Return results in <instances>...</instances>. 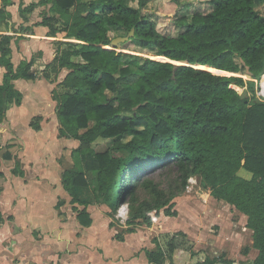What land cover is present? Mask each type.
<instances>
[{
	"label": "trees",
	"instance_id": "1",
	"mask_svg": "<svg viewBox=\"0 0 264 264\" xmlns=\"http://www.w3.org/2000/svg\"><path fill=\"white\" fill-rule=\"evenodd\" d=\"M10 1H2L0 31L10 28L11 12L6 7ZM40 2L52 3L54 14L37 24L48 27L50 35L65 31L79 40L57 48L54 59L40 70L53 82L63 68L69 69L57 84L63 90L54 88L53 98L58 102L60 135L80 142L73 153L81 166L65 168L62 174L72 202L108 205L110 226L119 203H128L126 230L134 232L141 220L151 225L162 210L177 215L173 199L191 176L201 175L211 195L247 215L258 253L241 264H264V101L233 87L246 84L241 74L264 73V0H208V10L173 0L177 7L171 29L166 28L168 23L158 26V12L144 11L126 0ZM132 29L134 35L125 43L134 44L136 50L111 44ZM18 39L0 32L4 70L0 123L7 118V108L22 103L15 80L39 76L32 71L34 57L15 58L13 43ZM217 68L234 74H218L225 72ZM249 83L254 90L253 81ZM40 122L41 116H35L31 126L39 130ZM99 138L108 140L106 148L92 146ZM241 168L252 177L240 175ZM157 170L167 172V185L155 179ZM12 171L25 174L19 159ZM75 208L80 222L91 225L86 207ZM3 220L0 211V225ZM178 235L186 238L184 231H178L167 249L155 238L156 247L145 250L150 264L172 259L180 246ZM248 252L246 247L244 254ZM220 261L221 257L211 262L206 258L201 264Z\"/></svg>",
	"mask_w": 264,
	"mask_h": 264
},
{
	"label": "rangeland",
	"instance_id": "2",
	"mask_svg": "<svg viewBox=\"0 0 264 264\" xmlns=\"http://www.w3.org/2000/svg\"><path fill=\"white\" fill-rule=\"evenodd\" d=\"M2 1L3 0H0V8L3 5ZM40 1L41 0H11L7 3L6 7L11 12V16L7 19L10 28L8 31H3L14 34L15 40L16 37H19V39L21 38L20 41L18 39L13 43L14 56L16 59H21L24 56L29 60L32 54V57L36 59L32 66V71L37 70L39 76H41V66L38 68L39 64L36 61L38 60L39 62L43 56V52H40L39 48H34V44L31 40L35 36L33 29L34 25H39L37 23L40 22L44 16L46 17V15L54 14L51 10L52 3L42 4ZM172 1L173 0H126L128 4L141 7L144 11H153V13L158 12L156 14L159 22L158 26L163 24L161 28H164L168 23L166 28L170 29L174 26V22H172L171 18L177 7ZM184 1L194 3V5L202 10H208L209 8L208 0ZM33 2L37 3L35 7L24 10L27 5ZM56 25L60 26V23ZM47 29L49 31L48 27ZM177 29L178 27L174 29V32L177 31ZM46 35L51 37L48 41H45L48 46L44 45L48 55H50V49H54L52 52L56 55L57 48L62 49L68 47L70 43L74 44L79 42L75 37L66 36L65 31L59 32L57 36L50 35L48 32ZM44 39L45 37L39 35V40L44 41ZM22 45H24V48H22ZM121 47H125L126 50L130 51L137 49L134 44L129 43H123ZM159 58L163 59L161 56H159ZM53 59L54 56L49 62ZM3 71V67L0 66V82ZM68 72L69 69L64 68V73L61 70L58 77L63 80V77H65ZM241 75L246 80V84L244 86L233 84V87L240 93L249 97L255 94L257 100L264 101V73H261L258 77H252L249 72ZM58 77L56 81H49V83H44V81L39 83L37 79L31 81L23 78H18L15 81L16 86L22 91L23 97L24 94L26 96L22 108L20 109L16 106L17 108L14 111L15 122H17V128L21 132V137L19 138L23 140L27 149H31L36 146V144H34L35 136L33 134L35 130L27 124L29 122H26V120L31 114L35 115L38 112L40 113L43 109L41 115L42 125H44V130L42 132V138L44 140H42L51 142L49 145L51 148L53 147L54 152H57L59 156L58 160L63 167L78 168L79 165L81 166V160L73 153V149L79 145L80 142L73 139H61L59 141L58 138H55L57 135L55 120L56 101H52V94L54 88L56 91L63 90L62 87L57 86L59 81ZM250 80L254 83V90L251 89ZM10 124L11 123H7L8 127H2L3 130L0 131L2 136L6 135V131L14 129ZM11 133H13V131ZM11 139L12 138L7 139L6 136L4 138L5 144ZM16 145H18L17 149H22V144L18 141ZM107 145L108 140L103 138L97 139L92 144V146L97 149H104ZM36 148L39 149L40 147L37 146ZM3 149H6V146H4ZM29 155L30 156H27V159H25L26 162H28V160H33L32 158H37L35 150ZM88 174L91 173L88 172ZM239 174L246 178L252 177V172L245 168H241ZM154 177L156 180L162 182L163 185H167V172L157 170ZM210 191V188L204 184L201 175L191 176L185 190L177 194L173 199V209L177 211V215H167L162 210L158 216H153L154 222L151 223V225L141 220L140 224L136 226V233H132L131 235L125 233V235L129 237L124 243L115 242L111 236L112 229L110 227L108 228L107 223V219L108 222L111 220V217L108 215L111 211L109 206L106 204H98V206H95L96 208L92 207L93 211L96 212L101 210L107 217L106 219V217H102L99 212L95 213L100 245L103 246L104 249L109 248V252L111 251L110 256H112V263L106 259L99 258L97 254L99 252L97 251L95 252L96 254L90 253V255L86 254L84 256L88 261L86 259H78L74 261L75 264H148V259L145 254L134 256L133 251L140 247L139 253H141L143 252V248L154 247L156 244L155 238L158 239L159 244L162 245L164 249H167L169 239L178 231H184L186 233V238L182 235L177 236L180 246L175 250L172 259H167L164 264H172V261L175 264H201L206 258H208L209 262L213 261L214 257H221V261L215 264H241L244 260L253 259L257 254V250L253 247V231L246 224L247 215L242 213L235 205L225 200L215 198L211 195ZM27 192L31 195L36 191L35 189L29 188ZM44 205V212L47 213L46 215L56 219V210L50 201L44 202ZM121 208L125 209L123 215L120 214ZM18 213L20 216H25V207L22 206ZM130 215L131 207L128 203L121 201L114 216V233L118 232L124 234V232H128L126 230V221ZM69 223L70 226L73 227V222L70 221ZM76 223L78 224V222ZM24 237L26 239L29 236L24 232L23 238ZM246 247L249 252L244 254V249ZM196 255H199L198 257L203 260L199 259V261H196ZM116 257H120V259L116 260Z\"/></svg>",
	"mask_w": 264,
	"mask_h": 264
},
{
	"label": "crops",
	"instance_id": "3",
	"mask_svg": "<svg viewBox=\"0 0 264 264\" xmlns=\"http://www.w3.org/2000/svg\"><path fill=\"white\" fill-rule=\"evenodd\" d=\"M34 32L35 36L31 40L34 44V48H39V50L43 52V56L39 62L38 60L36 61L39 64L38 68L41 66L42 69V67H44L46 63H49L52 57L55 56L52 52L54 49H50V55H48L44 45H47L45 41H48L51 37L46 35L48 32L46 26L34 25L33 33ZM39 35L45 37L44 41L39 40ZM22 48H24V45H22ZM31 58L32 54L30 55V59ZM62 71L64 73V68ZM38 77L40 78L36 79L39 83L43 81L44 83H49L50 81L43 76ZM61 79L62 78H59V81H61ZM25 99L26 96L24 94L20 105L12 104L7 108V118L4 122L0 123V131L3 130V126L8 127L7 123H11V127L14 128L11 131H6V135L4 136H2L0 132V211L4 217L0 225V264H75V260H84L86 259V257H84L86 254H96L95 252L97 251L99 252L97 253L99 258L106 259L112 263V256H110L111 251L109 252V248L104 249L103 246L100 245L95 213L99 212L104 218L106 216L101 210L96 212L93 211L92 207L96 208L95 206H98L97 203L92 202L85 206L72 202V196L62 183V174L66 167L62 166L61 162L58 160L59 156L57 152H54L53 147H50L49 143L51 142H45L42 138L44 125H42L41 114L43 109L40 113L38 112L35 115L31 114L26 120V122H29L27 124L32 127L31 122L33 118L35 116H41V128L37 130L32 127L35 130L33 134L35 136L34 144H36V146L27 149L23 140L19 138L21 137V132L17 128L14 111L17 108L16 106L20 109L22 108ZM52 101H56L57 107L58 102L53 98V94ZM55 116L57 126V135L55 138H58L59 141L61 139H73L78 141L75 138L60 135L57 108ZM12 131L13 133H11ZM6 136L7 139L12 138L7 144L4 142ZM17 141L22 144L21 150L17 149ZM4 146H6V149H3ZM37 146L40 148L37 149ZM34 150L37 158H32L33 160H28V162H26L25 159H27V156L29 157V154H32ZM8 151L11 152L13 155L12 157L10 155V157L5 156V153ZM18 159L20 160L21 168L25 171L23 176L15 174L12 171L15 161ZM29 188L35 189L36 192L30 195L27 192ZM48 200L52 206L55 207L56 219L52 216L48 217L46 215L47 213L44 212V202ZM59 202H61L60 206H58ZM22 206L25 207V216H20L18 213ZM75 207L79 210L86 207L93 219L91 225L85 226L80 222L78 211ZM70 221L73 222V227L70 226ZM76 222H78V224ZM107 223L108 228L110 227L112 229L111 236L115 242L124 243L129 237H127L125 233L129 235L136 233V230L134 232H124V234H122L124 238L118 239L116 236L118 232H113L114 225L110 226V221L108 222V219ZM24 232L29 236L26 239L25 237L23 238ZM155 246L152 248H155ZM139 248L140 247L133 251L134 256L146 255L145 250L152 249L150 247L143 248V252L139 253ZM196 256V261H199V255ZM115 259L119 260L120 257H116ZM86 260L88 261V259ZM200 260L203 259L201 258ZM148 264H150L149 260Z\"/></svg>",
	"mask_w": 264,
	"mask_h": 264
},
{
	"label": "water",
	"instance_id": "4",
	"mask_svg": "<svg viewBox=\"0 0 264 264\" xmlns=\"http://www.w3.org/2000/svg\"><path fill=\"white\" fill-rule=\"evenodd\" d=\"M134 35V29H132L130 31V33L128 35H125V36H117L115 37L114 39H112L111 41V44L112 45H115V46H118L120 45L121 43H125L127 42L132 36ZM162 57V56H161ZM164 61H172L171 59L167 58V57H163ZM176 62V61H175ZM217 70H220V71H223V72H229V71H225V70H222V69H218ZM213 72V71H212ZM216 73V72H215ZM218 73V74H223V75H233L234 73Z\"/></svg>",
	"mask_w": 264,
	"mask_h": 264
},
{
	"label": "bare ground",
	"instance_id": "5",
	"mask_svg": "<svg viewBox=\"0 0 264 264\" xmlns=\"http://www.w3.org/2000/svg\"><path fill=\"white\" fill-rule=\"evenodd\" d=\"M123 213H125V209L124 208H121L120 209V214L123 215Z\"/></svg>",
	"mask_w": 264,
	"mask_h": 264
},
{
	"label": "built area",
	"instance_id": "6",
	"mask_svg": "<svg viewBox=\"0 0 264 264\" xmlns=\"http://www.w3.org/2000/svg\"><path fill=\"white\" fill-rule=\"evenodd\" d=\"M190 188V187H189Z\"/></svg>",
	"mask_w": 264,
	"mask_h": 264
}]
</instances>
